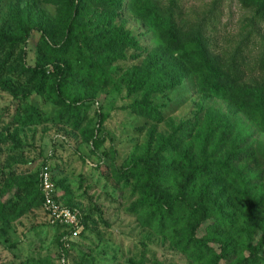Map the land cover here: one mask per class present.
Here are the masks:
<instances>
[{"label":"trees","instance_id":"obj_1","mask_svg":"<svg viewBox=\"0 0 264 264\" xmlns=\"http://www.w3.org/2000/svg\"><path fill=\"white\" fill-rule=\"evenodd\" d=\"M224 1L210 0L195 17L184 14L179 0L5 5L0 93L9 101L0 106L6 114L0 147L18 148L22 128L49 120L100 141L95 135L109 114L102 98L114 84L135 95L127 107L146 120L139 127L142 138L121 163H112L113 178L127 192L128 212L168 239L189 264H264V188L250 175L254 166H264V143L255 147L238 119L213 105L195 101L191 115L174 119L156 101L191 78L203 98L223 101L264 132V0H236L245 14L239 39L229 48L218 46L212 34ZM3 5L0 0V13ZM126 10L152 31L155 47H140L121 17ZM35 32V61L28 64L26 48ZM130 49L140 51L130 58ZM126 60L136 62L117 65ZM24 164L12 158L0 165V224L43 204L39 174L44 166L50 170L48 161L38 174H32V163ZM52 176L63 192L56 202L64 200L85 229L91 211L81 214L68 202L64 179ZM54 225L57 233L68 227L59 243L69 245L73 229Z\"/></svg>","mask_w":264,"mask_h":264},{"label":"rangeland","instance_id":"obj_2","mask_svg":"<svg viewBox=\"0 0 264 264\" xmlns=\"http://www.w3.org/2000/svg\"><path fill=\"white\" fill-rule=\"evenodd\" d=\"M3 1L0 15L5 13V5L16 0ZM209 2L179 0L184 14L189 17L200 15ZM244 14L236 0L224 1L212 32L218 46H235L242 32L240 26ZM121 17L126 27L139 39L144 51L157 45L152 31L140 20L127 10L123 11ZM37 37L38 33L35 32L27 44L28 64L35 61ZM139 51L130 49L126 54L130 57ZM135 62L126 60L117 65L127 67ZM105 88L107 93L102 98V104L108 107L109 114L102 130L95 135L100 141L89 140L90 132L84 129L73 130L67 124L49 120L22 128L18 148L15 146L14 150H10L12 143L0 147V165H6L12 158L24 165L32 163V174L39 173L46 159L54 185L52 175L56 179H64V186L69 192L65 190V194L70 196L68 202L81 214L91 211L86 228L77 224V235L70 234L67 238L69 245H61L59 239L64 237L68 227L57 233L55 225L52 226L47 220L44 205L35 203L17 219L0 224V264H129V260L135 263L140 261L141 264H189L185 255L174 249L168 239L145 226L141 219L127 210V192L113 178L112 163H121L133 144L142 138L145 130L140 133L139 127L146 120L127 107L136 98L135 95L117 90L114 84ZM7 101L9 96L0 93V106ZM156 101L166 104L169 110L166 118L174 119L191 115L195 101L213 105L237 118L250 134V141L255 147L264 143V132H260L243 114L231 112L223 101L213 97L203 98L196 91L191 78H187L167 97H156ZM0 111L1 128L5 126V121L1 119L6 114L1 108ZM164 127L162 123L159 128ZM102 163H107L106 167ZM263 169L264 166L256 165L250 175L264 188ZM80 181L82 184L79 186ZM62 193L60 188L56 189L54 199ZM63 203L64 200L59 202L60 205Z\"/></svg>","mask_w":264,"mask_h":264},{"label":"built area","instance_id":"obj_3","mask_svg":"<svg viewBox=\"0 0 264 264\" xmlns=\"http://www.w3.org/2000/svg\"><path fill=\"white\" fill-rule=\"evenodd\" d=\"M40 188L48 222L53 225H69L73 229L71 232L72 236L77 235V215L70 208L55 201L54 192L56 189L47 166L42 168L40 174Z\"/></svg>","mask_w":264,"mask_h":264}]
</instances>
